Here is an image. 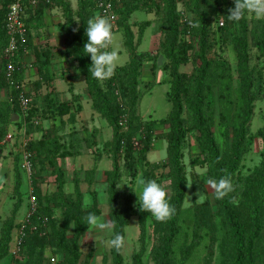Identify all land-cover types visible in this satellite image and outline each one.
Masks as SVG:
<instances>
[{
	"label": "trees",
	"instance_id": "16d2710c",
	"mask_svg": "<svg viewBox=\"0 0 264 264\" xmlns=\"http://www.w3.org/2000/svg\"><path fill=\"white\" fill-rule=\"evenodd\" d=\"M31 1L25 0L26 11L29 14L27 48L35 49L31 39V28L34 22L39 26L38 21L42 23V15L46 9L60 8L63 21L59 24V30L65 38L66 57L77 63L78 71L84 78L92 108L112 129L114 154L123 153L126 173L136 177L137 165L147 160L153 137H159L167 143V176L171 186L169 202L175 212L167 220L157 221L160 237L152 253L155 264H187L203 241V230L212 215L207 205L194 204L191 239L183 243L177 254L175 249L182 231L181 215L188 186L186 167L183 163V148L190 132L196 134L200 154L203 156V161L195 162L207 166V179L217 180L226 176L233 185V190L223 199H216L214 194L220 224L225 230L222 245L225 264H264V150L261 153L260 163L249 174H242L243 162L254 145L251 123L255 104L257 99L264 95V68L251 64L253 49L257 51L259 59L264 57V19L256 18L253 14L249 17L247 14L238 23H233L226 15L229 14V9L234 7V0H188L185 4L186 10L192 19L182 25L178 0H162L164 3L162 68L167 70L170 76L167 99L172 104V109L167 118L162 120L168 131L154 136L152 128L156 121H143L138 114L142 68L145 63L154 61L149 55L136 54L135 43L141 40L143 29H140L141 35L136 39L128 23L133 13L138 10L139 0H77L76 11L68 0H35L36 6L33 9L30 5ZM105 1H111L113 4L116 15L115 24L118 23L119 28L123 29V43L130 53V58L126 64L118 66L110 78L97 81L89 73L91 59L90 56L85 55L83 47L87 40L86 22L96 14L101 15L98 4ZM9 2L10 0H0V88L10 89V98L13 101L0 104V142L6 134L12 116L19 118L17 129L23 124L17 96L23 91L25 79L24 46H20L16 56L17 69L14 77L21 85L19 89L10 86L6 77L5 63L1 60L8 44L4 20ZM220 19L224 22L222 27L219 26ZM192 36L198 39V50L193 56L194 69L190 74H186L180 71V67L187 65L191 60L193 46L186 38ZM228 44L236 53L235 69L238 86L234 83V72L226 57ZM36 64L40 75L39 85L46 83L47 87L51 86L53 89V78L49 66L46 62L41 63L39 60ZM26 94L31 101L30 111L25 119L27 124L25 136L34 131L35 125L32 120L39 117L36 103L31 99L29 92ZM52 95L51 90L46 96L48 104L46 103L45 112L51 110L54 116H64L68 110L67 105L55 106L53 101L55 97ZM55 107L58 108L57 112ZM123 117L127 118V130L120 125ZM217 123L221 143L214 131ZM97 135L98 128L95 127L87 138L90 148L95 145ZM136 136L142 137L139 158L135 156L134 150ZM258 137L264 149V127L259 130ZM24 148L29 154L31 165L29 180L34 185L37 207L28 221L15 223V217L12 216L3 223L0 229V263L10 257L15 259L14 264H44V262L48 264L45 256L50 247L63 255L64 259L59 264H79L82 256L80 240L89 230L84 224L86 216L88 213L101 215L96 195H93L92 208L84 211L79 177L74 179V193L65 192V175L57 164V158L67 155L68 152H64V145L61 144L59 137L52 135L36 142L29 141ZM2 151L3 147L0 146V155ZM38 162L51 167L56 176L58 203L65 217L63 225L58 228H55V225L52 226L50 215L40 206L36 177L38 172H34ZM21 168V164L16 166L14 186V192L19 198L22 186L19 173ZM22 171L27 173L23 168ZM94 174L95 168L86 174L90 186L93 184ZM143 174L145 179L153 180L154 178V174L149 170H144ZM120 177L118 165L114 164V171L107 173L106 182L109 195V217L113 223L114 232L120 233L125 241L132 207L129 199L122 207L118 205L120 196L117 184ZM149 215L147 212L140 211L138 216L140 249L133 253L132 264H144ZM71 226L74 229L73 236L68 237L67 233ZM123 247L119 251L112 247L113 264H125L122 255ZM22 253L27 256L25 262L17 260ZM214 253V241L211 237L203 264H213ZM91 259L92 252L88 254L84 264H90ZM105 262L106 259L103 264Z\"/></svg>",
	"mask_w": 264,
	"mask_h": 264
},
{
	"label": "rangeland",
	"instance_id": "374dc122",
	"mask_svg": "<svg viewBox=\"0 0 264 264\" xmlns=\"http://www.w3.org/2000/svg\"><path fill=\"white\" fill-rule=\"evenodd\" d=\"M74 11L78 9L77 0H68ZM188 0H178V9L181 13L180 22L183 21V15L189 19L192 16L186 10ZM61 10V9H60ZM98 15V14H96ZM95 15V16H96ZM252 14L249 13L250 17ZM63 17V16H62ZM40 24L37 29L43 27V20L38 21ZM128 23L130 24L134 36L139 38L140 29H143L141 40L136 42V54L149 55L151 63H145L142 68V76L140 80V101L138 106V114L143 121H156L152 128V133L155 135L163 134L168 131L167 126L162 120L166 119L172 109V104L167 99L169 91L170 76L168 71L162 68L164 56L161 53V44L164 41V3L162 0H139L138 10L133 13ZM114 28V43L113 47L117 50L120 57L117 67L122 66L129 61L130 53L126 50L123 43V29L119 28L118 23ZM213 32L216 30H212ZM37 34V33H36ZM40 36L42 35L39 33ZM186 40L193 46L191 60L187 65L180 67V71L190 74L195 66L193 56L198 50V39L194 36L187 37ZM44 44V43H43ZM33 46V44H32ZM34 47V46H33ZM33 49V48H32ZM31 53L32 51L29 50ZM194 54V55H193ZM251 64L260 65L264 68V57L258 58V53L255 49L251 51ZM231 67L234 72V83L238 86V77L236 74V53L231 45H227V55ZM193 59V60H192ZM69 62V61H68ZM71 62V61H70ZM67 65V70L60 72L54 70L52 78L55 83L51 89L46 83L39 85L40 75L38 73L37 64H25V79L23 89L30 93L31 99L36 103L38 108L39 125L34 127V131L25 136V133L17 129L19 127L18 117L12 116L4 138L0 142L3 151L0 155V229L3 223L10 217H15V223H19L27 218L30 211L29 194L34 193V185L29 180V174L22 171L21 168V197L19 198L14 192L16 180V166L22 163L25 148L22 145L24 138L27 142H36L45 137L55 135L59 137L61 144L64 145V152L67 155L57 158V164L63 170L66 180L65 192L67 194L74 193V179L79 177L81 180L80 188L83 195V209L89 211L93 206V195H96L98 206L101 210L100 217H109L108 206V185L106 182L107 173L114 171V164L118 165L119 173L121 174L118 185L125 183L134 184L135 178L140 176L145 178L143 171L149 170L154 174L153 180L162 184L167 190L168 197L171 196L170 180L168 173L167 159V143L159 137H153L151 141V151L147 154V160L137 165L136 177L129 176L124 169V155L122 152L114 154L113 132L105 120L98 117L95 110L92 108L90 97L85 91L86 84L82 75L77 73V63ZM153 63V64H152ZM58 64V63H57ZM32 65V66H31ZM56 65V64H55ZM154 66V67H153ZM78 69V68H77ZM27 70V71H26ZM76 70V71H75ZM53 79V81H54ZM71 85H73L71 87ZM56 86V87H55ZM70 87V88H69ZM74 88L80 93L74 94ZM52 90L55 106L59 104L67 105V112L64 116L55 115L46 110V96ZM52 97V99H53ZM10 101V89L0 88V104ZM48 104V103H47ZM58 108L55 107V112ZM53 113V115H52ZM185 117V116H184ZM98 128V135L95 139V145L89 147L87 138L91 135L93 128ZM264 127V95L259 97L255 104L254 117L251 123V134L254 137V145L251 153L246 156L242 174H249L255 166L260 163L261 153L263 152V144L258 137V132ZM219 143L221 138L218 134V123L214 129ZM12 136L11 138L9 136ZM141 136L134 138L135 156L139 158L142 149ZM64 153V154H66ZM183 163L186 167L188 186L187 196L184 201V210L181 215L182 231L176 244V253L179 254V249L185 241H189L192 236V227L194 222V204L207 205L212 212L207 225L203 230V241L195 250L191 259L187 264H203V260L208 252L211 237L214 241V258L213 264H225V258L222 254L223 239L225 230L220 224V217L217 213V207L214 201V192L207 186V166L197 164L198 160L203 161V156L200 154L199 144L196 140V134L190 132L187 141L183 148ZM196 161V162H195ZM17 164V165H16ZM38 172L36 175L39 187V200L41 208L50 215L52 226L55 228L63 225L65 217L63 209L59 206L57 198V183L53 169L47 164L42 165L36 163ZM44 166L45 168H41ZM95 168L94 181L90 186L86 174L88 171ZM119 200L118 205L122 207L125 201H131V217L126 227V236L122 255L125 264H132V255L140 249V230L139 219L140 209L137 204V195L128 185H122L118 188ZM60 215H56V212ZM50 226L48 227V229ZM53 228V227H52ZM73 226L68 231L67 236H73ZM160 233L157 229V221L149 215L147 218V237H146V253L144 256V264H155L153 260V249L159 243ZM110 235L102 232H94L89 229L86 235L80 240V249L82 256L79 264H84L86 257L92 252L90 264H113L111 249L112 246L107 245L105 241L110 239ZM51 258L56 260L55 264H59L63 259V255L54 248L48 247L45 260L52 264ZM26 255H22L17 259L20 262H25ZM15 259L10 257L3 260L0 264H14ZM44 264H46L44 262Z\"/></svg>",
	"mask_w": 264,
	"mask_h": 264
},
{
	"label": "clouds",
	"instance_id": "9594fccd",
	"mask_svg": "<svg viewBox=\"0 0 264 264\" xmlns=\"http://www.w3.org/2000/svg\"><path fill=\"white\" fill-rule=\"evenodd\" d=\"M249 13L256 18L264 19V0H234V7L229 9L226 17L229 21L238 23ZM85 35L87 40L83 49L85 55L90 56L91 59L89 73L97 81L110 78L120 59L117 50L113 47L114 33L110 18L102 15L89 18L86 22ZM122 185H128L133 189L138 197L139 209L149 213L156 221H165L174 214L175 209L170 205L167 190L157 181L137 176L134 184ZM122 185L117 184V188ZM207 186L213 190L218 200L223 199L233 190L232 182L226 176L217 180H208ZM55 214L60 215L58 211ZM84 224L94 232L109 234L111 238L105 243L117 251L122 249L123 237L120 233L114 232L111 220L88 213Z\"/></svg>",
	"mask_w": 264,
	"mask_h": 264
},
{
	"label": "built area",
	"instance_id": "2783aa9c",
	"mask_svg": "<svg viewBox=\"0 0 264 264\" xmlns=\"http://www.w3.org/2000/svg\"><path fill=\"white\" fill-rule=\"evenodd\" d=\"M32 9L36 6V1L32 0L30 3ZM99 10L101 12L102 16H106L110 18L111 24H112V31L113 26L116 22V15L113 10V4L111 1H105L100 2L99 4ZM29 18V14L26 11L25 7V0H10L8 5V10L5 16L4 25L6 30V35L8 37V44L1 56V60L5 63L6 66V77L10 84V86H13L15 89H19L21 87L20 84L17 83L15 80V73H16V56L18 53V50L20 46H24V52L25 56L28 55L29 49L27 48L28 44V33L29 29L27 27V20ZM183 21L188 22V17L186 15H183ZM224 22L222 19L219 20V26H223ZM23 91H21L18 94L17 102L20 108V112L23 118V124L20 128L22 133L26 132V121L25 119L28 117V113L30 111V98L27 97V91L22 88ZM10 101L12 102L13 99L10 98ZM32 123L37 126L39 125V117L32 120ZM127 118L123 117V119L120 121V125L124 127L125 130H127ZM12 137L11 135L9 136ZM27 143L26 139L24 138L22 145L25 146ZM21 167L30 175L31 171V165L29 162V154L24 151V157L22 159ZM29 204H30V211L27 215V218L25 221H28V218L31 214H33L36 211L37 207V201L34 196L33 191L29 194ZM52 264H55L56 260L54 258L51 259Z\"/></svg>",
	"mask_w": 264,
	"mask_h": 264
},
{
	"label": "crops",
	"instance_id": "0c3cea01",
	"mask_svg": "<svg viewBox=\"0 0 264 264\" xmlns=\"http://www.w3.org/2000/svg\"><path fill=\"white\" fill-rule=\"evenodd\" d=\"M42 20L43 27H41L40 29H37L38 24L36 22H34V25H32L31 39L35 49H31L32 53L29 51L28 55L23 58V61L25 64H32L33 62L37 63L38 60L41 63L46 62V64L49 66L48 68L51 75L53 74L54 70H59L60 72L66 71L67 65L71 60L66 57L65 38L63 33L59 30V24H61L63 21L60 8L51 7L49 9H46L43 12ZM39 33H41L42 35L40 36ZM70 63L75 62L71 61ZM75 67L78 71L77 66ZM77 73H79V71L76 73H72V75L75 74L74 78L77 77ZM53 83H55V79ZM72 86L73 85H71V87ZM74 94L79 95L80 93L74 88Z\"/></svg>",
	"mask_w": 264,
	"mask_h": 264
}]
</instances>
